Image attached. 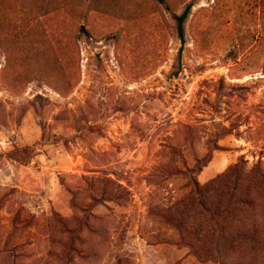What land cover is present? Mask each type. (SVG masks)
Instances as JSON below:
<instances>
[{
	"label": "rangeland",
	"instance_id": "obj_1",
	"mask_svg": "<svg viewBox=\"0 0 264 264\" xmlns=\"http://www.w3.org/2000/svg\"><path fill=\"white\" fill-rule=\"evenodd\" d=\"M238 162L264 169V0H0V264H264L260 196L224 258L174 226Z\"/></svg>",
	"mask_w": 264,
	"mask_h": 264
},
{
	"label": "trees",
	"instance_id": "obj_2",
	"mask_svg": "<svg viewBox=\"0 0 264 264\" xmlns=\"http://www.w3.org/2000/svg\"><path fill=\"white\" fill-rule=\"evenodd\" d=\"M164 2V0H159ZM191 4L176 14V29L181 41V57L186 43L185 23L191 13ZM199 165L191 169L201 170ZM188 191L175 203L174 226L192 239L190 246L203 256L224 258L240 247L259 242L254 225L249 221L250 210L256 199H264V169L256 164L249 169L236 163L227 172L202 185L192 175Z\"/></svg>",
	"mask_w": 264,
	"mask_h": 264
}]
</instances>
